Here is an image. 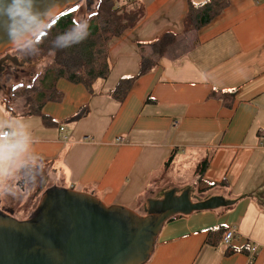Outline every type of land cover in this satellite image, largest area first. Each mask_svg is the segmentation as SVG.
Listing matches in <instances>:
<instances>
[{
	"label": "crops",
	"instance_id": "1",
	"mask_svg": "<svg viewBox=\"0 0 264 264\" xmlns=\"http://www.w3.org/2000/svg\"><path fill=\"white\" fill-rule=\"evenodd\" d=\"M140 2L139 24L108 45L110 76L91 88L59 81L63 101L42 111L53 119L49 125L40 115L8 114L0 96V134L11 132L9 143L0 140V210L15 214L23 204L25 165L43 172L36 185L28 182L36 191L56 186L126 209L146 195V209L163 198L147 192L150 174L164 170L172 154L194 155L209 163L206 180L226 181L206 199L234 204L167 222L146 264H264V0H230L208 26L189 33L187 0ZM166 32L178 36L176 43L118 103L111 93L121 79L139 74L138 44ZM85 106L86 117L73 121ZM232 226L239 234L226 245L222 234ZM218 229L222 234L208 244Z\"/></svg>",
	"mask_w": 264,
	"mask_h": 264
},
{
	"label": "water",
	"instance_id": "2",
	"mask_svg": "<svg viewBox=\"0 0 264 264\" xmlns=\"http://www.w3.org/2000/svg\"><path fill=\"white\" fill-rule=\"evenodd\" d=\"M82 1L0 0V57L33 42ZM84 1L89 10L95 3ZM6 60L21 66L16 58ZM2 63L0 73L5 69ZM233 204L223 197L192 199L188 189L180 195L171 190L163 199L150 201L147 216L141 217L126 208L108 207L92 195L55 186L43 193L29 220L18 221L13 210H0V264H146L171 218Z\"/></svg>",
	"mask_w": 264,
	"mask_h": 264
},
{
	"label": "trees",
	"instance_id": "3",
	"mask_svg": "<svg viewBox=\"0 0 264 264\" xmlns=\"http://www.w3.org/2000/svg\"><path fill=\"white\" fill-rule=\"evenodd\" d=\"M122 1L129 2L131 0ZM187 1L188 12L184 21L186 33L199 32L230 6V0H206L200 4L193 0ZM121 2L118 0H98L96 16L81 33H73L76 26L73 10L55 20L52 27L53 38L41 46L44 55L52 54V63L43 75L35 80L36 84L38 83V86L34 88L35 90L31 87L24 88L27 91L34 90V95L25 102L23 109H26L27 112L22 115H40L43 121L49 125L53 119L43 115L42 111L48 103L63 101L64 94L57 88L59 81L64 80L91 88L96 81L107 80L112 71L108 52L109 43L114 38L122 36L125 31L135 28L144 16L143 5H140L136 11L133 9L134 6L131 7L130 11H127L125 9L127 6L121 5ZM102 21L105 22L102 23ZM64 32L68 34L67 37H58ZM177 38L175 33L166 32L152 42L139 43L138 46L141 51L139 74L135 77L122 78L111 93L112 97L122 104L138 80L159 67L160 60L167 54L168 49L176 43ZM236 92V90L230 92L232 98L235 97ZM214 95L216 94L214 93ZM231 105L232 103H228L229 107ZM88 113L89 109L85 106L72 120L79 121ZM174 158L175 156L172 154L166 161L165 168L170 166ZM208 164V161L204 162L196 183V190L201 195H208L218 187L226 186V181L215 183L204 178ZM22 170L27 183L36 185L41 177L43 179V172L39 170V167L25 165ZM36 192L32 200L38 199L44 190ZM177 217L182 216H175L168 222ZM220 234H222L220 229L211 231L207 243L214 245V238Z\"/></svg>",
	"mask_w": 264,
	"mask_h": 264
},
{
	"label": "rangeland",
	"instance_id": "4",
	"mask_svg": "<svg viewBox=\"0 0 264 264\" xmlns=\"http://www.w3.org/2000/svg\"><path fill=\"white\" fill-rule=\"evenodd\" d=\"M121 2L122 0H118ZM132 1V3H131ZM131 1H122L121 5L125 4L127 7L125 8L127 11H130L131 7H133L134 11L139 9V6L142 5L140 0H131ZM97 4L98 0H95L93 7L89 10L87 8L86 2L83 0L80 4L75 6L74 8L68 10L67 12L73 10L74 18L76 20V26L73 29V33H81L86 29L85 25H89L92 21L93 17L97 14ZM132 4V5H131ZM105 21H102L104 23ZM53 22H51L40 34L38 38H36L30 44L13 50L12 52H8V56L12 55H23L25 52H29L32 57L33 64L32 66H25V72L23 74H18L17 81L10 83L9 87L12 88V92L8 93L0 92L1 100L5 104V112L14 115V113L23 114L26 113V109H23L25 102L28 101L30 97L34 95V88L38 86L35 80L37 77H41L43 73L49 68V65L52 63V54L44 55L42 51V47L46 42L51 40L53 31ZM67 33H62L58 35V37L65 38L67 37ZM44 37V38H43ZM41 48V49H40ZM12 71V70H11ZM20 71V70H19ZM18 71V72H19ZM13 72V71H12ZM7 73H11L7 71ZM12 74V73H11ZM14 78V77H13ZM13 78L11 80H13ZM63 83H60L62 86ZM72 84V83H71ZM32 88L33 91L24 90V88ZM16 93V94H15ZM54 103V102H53ZM12 118V117H11ZM204 161H197V158L194 155H182L180 157L174 158L173 162L167 168L164 167V170L157 173L150 174L148 181L149 186L147 188V192H154L159 197H163L164 192L162 190L166 187L169 189L178 191L179 195L183 192V190H190V195L192 199L196 197L201 200L206 199L207 195H201L197 192L196 186L191 187L192 183L196 184V179L199 178V173H201L203 169ZM42 179V177H41ZM190 186V187H189ZM22 187V185H21ZM189 187V188H188ZM27 194H23L21 197L23 199V204H18L15 210L14 218L18 221L29 220L34 216L36 212L40 199L43 195L40 194L39 198L36 200H32V198L36 195V190L30 183L26 184ZM31 195V200H30ZM146 195H143L139 198L138 203L135 206H131L129 210L135 212L141 217L147 216L145 212V208H142V202L145 200ZM163 199V198H162ZM100 200V199H99ZM101 201V200H100ZM150 202V201H149ZM14 211V210H13ZM31 214L29 219H24L27 214ZM24 219V220H23Z\"/></svg>",
	"mask_w": 264,
	"mask_h": 264
},
{
	"label": "flooded vegetation",
	"instance_id": "5",
	"mask_svg": "<svg viewBox=\"0 0 264 264\" xmlns=\"http://www.w3.org/2000/svg\"><path fill=\"white\" fill-rule=\"evenodd\" d=\"M10 52H12V51H10ZM7 57L16 58L19 61V64L21 66L17 67L15 65H13L9 60L5 61V59ZM0 61H3L2 65L5 68L4 71H2L0 73V86H1V90L0 91L4 92V93H8L9 91L12 92V88L10 89V87H9L10 83H13L14 81H17V76L16 75L23 74L25 72V70H24L25 66H32V64H33L32 57L30 56L29 52H25V53H23V55L16 54V55H12V56H8V53H6L2 57H0ZM7 71H10L12 74L11 73H7ZM12 78H13V80H11Z\"/></svg>",
	"mask_w": 264,
	"mask_h": 264
},
{
	"label": "built area",
	"instance_id": "6",
	"mask_svg": "<svg viewBox=\"0 0 264 264\" xmlns=\"http://www.w3.org/2000/svg\"><path fill=\"white\" fill-rule=\"evenodd\" d=\"M63 130V129H61ZM11 139V132L9 130H4L0 134V140L3 141L4 143H9ZM261 145L264 148V138L261 140ZM239 234V228L238 226H232L231 228H228L224 234H223V242L228 245L229 243L232 242V240ZM258 250V246L254 245L251 248V261L254 259V255L256 254Z\"/></svg>",
	"mask_w": 264,
	"mask_h": 264
},
{
	"label": "clouds",
	"instance_id": "7",
	"mask_svg": "<svg viewBox=\"0 0 264 264\" xmlns=\"http://www.w3.org/2000/svg\"><path fill=\"white\" fill-rule=\"evenodd\" d=\"M22 10H24L23 8H21ZM25 11V10H24ZM30 16H32L31 15V13H28ZM33 17V20L34 21H38V17H35V16H32ZM85 27L87 28V25H85Z\"/></svg>",
	"mask_w": 264,
	"mask_h": 264
},
{
	"label": "snow or ice",
	"instance_id": "8",
	"mask_svg": "<svg viewBox=\"0 0 264 264\" xmlns=\"http://www.w3.org/2000/svg\"><path fill=\"white\" fill-rule=\"evenodd\" d=\"M74 10V9H73ZM55 21H53V23H54Z\"/></svg>",
	"mask_w": 264,
	"mask_h": 264
}]
</instances>
